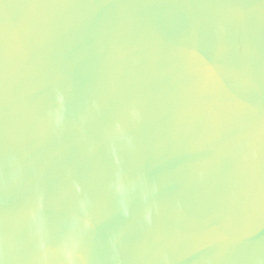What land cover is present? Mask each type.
<instances>
[{
    "label": "water",
    "instance_id": "1",
    "mask_svg": "<svg viewBox=\"0 0 264 264\" xmlns=\"http://www.w3.org/2000/svg\"><path fill=\"white\" fill-rule=\"evenodd\" d=\"M0 264H264V0H0Z\"/></svg>",
    "mask_w": 264,
    "mask_h": 264
}]
</instances>
